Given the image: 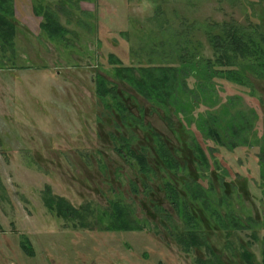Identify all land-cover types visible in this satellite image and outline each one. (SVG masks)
Returning a JSON list of instances; mask_svg holds the SVG:
<instances>
[{"label":"rangeland","instance_id":"rangeland-1","mask_svg":"<svg viewBox=\"0 0 264 264\" xmlns=\"http://www.w3.org/2000/svg\"><path fill=\"white\" fill-rule=\"evenodd\" d=\"M35 1L39 2L12 0L15 37L12 45H0V262L195 264L193 255L180 252L163 230L156 235L152 225L140 222L147 229L113 230L110 213L115 203L130 206L140 220L139 208L150 203L142 196L130 197L127 179L135 172L114 153L110 137L114 125L108 121L99 125L103 102L96 94V73L113 75L111 55L122 67L136 70V76L150 63L176 66V51L183 49L185 40L198 50V62L214 63L219 52L211 39L219 35V42L222 39L230 48L226 66L240 71L239 83L252 88L238 86L230 77L212 80L220 88L221 102L216 103L208 89L209 99L196 109L215 115L225 104L223 119L230 127L232 122L241 123L237 112L254 113L256 132L250 140L260 142L264 74L248 56H233L227 34L240 29L263 42L264 0H43L71 32L66 43L51 41L41 31L42 18L33 13ZM195 79L196 75L187 77L185 85L190 88ZM177 94L185 100L181 89ZM236 97L233 108H228L226 99ZM147 120L168 134L161 113L150 114ZM207 146L215 145L208 141ZM257 154V145L233 153L218 151V159L231 172L252 180L244 200L253 199L255 204L260 196ZM120 169L123 174L118 175ZM47 189L77 210L78 217L61 218L49 211L43 202ZM235 204L237 213L245 216L243 205L252 207ZM256 230L259 237L264 235L261 228ZM224 239L220 233L211 241L221 247ZM252 251L260 264L258 242Z\"/></svg>","mask_w":264,"mask_h":264},{"label":"flooded vegetation","instance_id":"flooded-vegetation-1","mask_svg":"<svg viewBox=\"0 0 264 264\" xmlns=\"http://www.w3.org/2000/svg\"><path fill=\"white\" fill-rule=\"evenodd\" d=\"M217 71H223V68L218 67ZM198 76L190 88L186 86L185 101H190L189 108L183 110L176 106L164 107L137 93L125 82L108 77L111 86L115 87L117 99L99 98L100 102H103V112L98 116L99 125L106 121L114 125L110 135L114 142V153L124 165L133 168L135 172L134 177L127 179L130 197L135 199L142 196L148 200L150 206L139 208L143 215L140 220L133 216L130 206H125L122 202L117 204L127 208L129 217L141 230L147 229L148 226L143 229L140 222L152 225L156 235L160 236L158 229L163 230L165 236L172 240L180 252L187 256L193 255L195 264L198 258L205 259L210 254L219 257L224 264H243L241 254L244 251L252 254L255 261L252 250L256 242L262 248L264 239V235L259 237V230H256V227H259L264 231V135L259 138L260 142L250 140V136L256 132L252 123L255 121V114L251 112L240 115L237 112L235 116L241 118V123L233 122L235 128L231 132L235 135L232 133L231 140L228 135L230 125L225 124L223 119V110L226 107L224 104L222 111L216 114L219 120L217 126H213L218 133L215 137L208 126L203 124L202 116L207 117L208 113L198 112L196 108L204 105L209 99L208 93H205L208 89H212L210 96L215 94L213 98L216 103L221 102L220 88L218 89L217 82L213 84L212 80L225 79L218 74L211 79L209 86H204L202 78ZM233 82L241 87L252 88L249 83ZM236 100L237 97L227 98L228 108H233ZM158 113L162 114L168 134L157 130L147 120L150 114ZM208 141L215 146H207ZM254 145L258 148L255 158L259 165L260 180L257 184L260 189L258 204H255L253 199L246 202L244 200L252 180L248 176L231 172L229 167L218 159L220 149L233 153L237 148H252ZM143 162L148 164L146 171H143ZM121 174L122 169L118 175ZM107 176L109 179L111 173ZM111 182L107 183L109 189L113 187ZM235 201L238 208L241 207L240 203H252L251 208L245 205L242 207L248 212L247 216L237 213ZM253 208L261 213L260 217L253 215ZM227 214H233L242 227H234ZM188 219L193 220V226L201 231V239L190 251L185 252L176 239V232L187 229ZM220 233L225 239L222 246L218 247L211 239Z\"/></svg>","mask_w":264,"mask_h":264},{"label":"trees","instance_id":"trees-1","mask_svg":"<svg viewBox=\"0 0 264 264\" xmlns=\"http://www.w3.org/2000/svg\"><path fill=\"white\" fill-rule=\"evenodd\" d=\"M78 1L80 0H76V2ZM32 8L33 13L37 17L42 18L40 29L47 35L49 40L59 43H66L68 41L67 36L71 34V32L67 30L63 25H61L56 13L52 12L49 7L44 5L43 0H39L38 3L35 1ZM13 13L12 0H0V45L2 48L4 47V45L13 44V39L16 33L15 24L12 22V18L14 15ZM239 30L240 29L233 28L228 31L229 33L227 34V36L229 37L228 39L231 40L232 44L230 46L232 51L231 53L233 54V56L234 54L248 56L252 61L255 62L256 66L259 67V70H262V74H264V41H258L253 33L249 34L245 31L240 32ZM218 39L219 35H216L211 39L212 44H215V49L219 52V54L217 52L218 55L214 63L211 61L198 62V50L194 46H192L190 40H185L183 49H178L176 51L178 65H153L152 63H150L148 66H142L139 68L140 75L138 76L135 75L136 70L131 67H122L120 65V61L117 60L113 55H111L109 58L110 62L114 65L113 75L109 76L107 74L96 73V94L101 100H104L107 97H110L113 100L117 99L115 87L111 86L110 82L108 81V77H112L113 79H118L122 82H125L137 93L142 94L144 97L153 100L164 107L176 106L177 108H180L182 110L188 109L190 100L188 99L187 101H182L177 94V90L179 89H181L182 92L186 94L185 79L187 77L199 75L198 77L202 78V84L204 86H206L207 84L209 86V82L211 81V79L216 77L218 74L224 79L230 77V80L240 81V78H236L237 76H239L240 71L232 68L230 69L229 66H226L229 62V55L227 56V54L230 53V48L222 44L221 38V42H219ZM229 58L231 59L230 56ZM218 67L223 68V71H217ZM206 92L207 91H205V93ZM208 96L209 94L207 95V97ZM218 117L219 116H217L216 114L213 115L210 113L207 114V117L202 116V119H204L203 124L208 126L209 130L212 131L215 137L218 136L216 129H214V127H216L218 124ZM229 128V131L234 130L235 125L233 122L231 123V127L229 126ZM232 133L231 135H235V133ZM229 138L231 139L230 135ZM262 162V173L264 175V149L262 151ZM142 164L143 171H146V168H148V164L144 162ZM46 194L43 197L45 207L49 211H56L55 213L57 217H78V211L73 210L71 206L67 205L62 197L50 195L51 193L49 189H47ZM56 206L58 208H55ZM126 209L117 203L114 204L113 211L112 213H110V217L113 218L111 225L113 230L117 232L140 231L141 228L138 227L136 225V222L129 217ZM227 217L232 220L231 223L234 225V227H242L241 225H239V222H237V219L233 216V214H227ZM188 220L189 222L187 229L183 232H176V239L179 244L182 245V248L185 252L190 251V249L195 246V244H197V242L201 239V235L199 234L201 233V231L196 226H193L195 225L193 220ZM26 243H22V249L24 252L27 251ZM253 257L254 256L247 251H244L241 254V260L243 264H257L254 261ZM261 257L262 261L260 264H264V239L261 248ZM197 264L224 263L220 260L219 257L210 254V256L205 259L198 258Z\"/></svg>","mask_w":264,"mask_h":264},{"label":"crops","instance_id":"crops-1","mask_svg":"<svg viewBox=\"0 0 264 264\" xmlns=\"http://www.w3.org/2000/svg\"><path fill=\"white\" fill-rule=\"evenodd\" d=\"M1 226V225H0ZM0 256H3L1 253H0ZM0 264H2L1 262H0Z\"/></svg>","mask_w":264,"mask_h":264}]
</instances>
